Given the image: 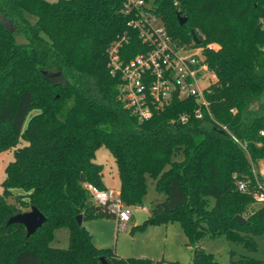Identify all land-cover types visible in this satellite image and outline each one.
<instances>
[{"label":"trees","instance_id":"obj_1","mask_svg":"<svg viewBox=\"0 0 264 264\" xmlns=\"http://www.w3.org/2000/svg\"><path fill=\"white\" fill-rule=\"evenodd\" d=\"M124 2L0 0V151L14 149L1 184L0 264H102L100 258L106 264H161L97 249L78 226L79 215L112 217L98 207L95 214L83 188L106 190L103 168L94 162L99 148L114 160L127 207L141 204L147 178L166 195L146 223H177L193 247L187 264H219L197 247L204 237L253 250L249 236L264 235V207L252 209L251 195L239 193L232 179L251 177L252 166L264 163V0H152L174 39L194 45V32L201 40L217 75L206 93L210 111L245 149L207 116L195 119L193 100H175L143 123L124 109L118 81L106 69L110 44L128 30ZM177 13L186 19L183 26ZM27 14L36 17L34 24ZM16 35L26 43H16ZM136 44L124 53L136 54ZM45 72L59 76L47 79ZM14 189L21 191L19 207L7 203ZM33 206L46 218L34 235L26 238L18 224L5 226ZM236 216L245 223L234 222ZM59 229L69 232L67 249L51 246Z\"/></svg>","mask_w":264,"mask_h":264},{"label":"built area","instance_id":"obj_2","mask_svg":"<svg viewBox=\"0 0 264 264\" xmlns=\"http://www.w3.org/2000/svg\"><path fill=\"white\" fill-rule=\"evenodd\" d=\"M123 13L129 17L128 30L118 35L107 50L106 69L110 78L118 81L117 99L139 123L146 122L153 112L164 111L173 101L193 100V116L203 120L207 116L231 140L245 149L226 126L217 123L206 99L217 75L206 63L203 48L186 45L174 39L166 30L160 17L154 12L152 0H125ZM137 44L136 54L124 50ZM182 115L179 122L185 124ZM263 135V133H261ZM239 193L251 195L253 204L264 207V168L252 166L251 177H232ZM92 202L111 215L117 229L124 231L131 219L128 207L119 192L100 190L84 184Z\"/></svg>","mask_w":264,"mask_h":264},{"label":"rangeland","instance_id":"obj_3","mask_svg":"<svg viewBox=\"0 0 264 264\" xmlns=\"http://www.w3.org/2000/svg\"><path fill=\"white\" fill-rule=\"evenodd\" d=\"M55 2L57 0H46ZM29 23L34 24L36 17L27 14ZM15 41L18 44H25L26 40L22 35H16ZM36 112L28 115L27 120ZM20 143L17 147H20ZM14 149L10 148L0 151V196L3 194L2 182L5 179V168L13 161ZM94 162L103 168V179L106 189L119 192V179L117 168L112 156L104 148H99L95 153ZM259 168H264V163L259 161ZM147 192L141 204L129 206L131 219L124 231L117 229L116 220L112 217L86 218L82 226L90 233L92 243L97 249H107L121 259L147 258L161 264L190 262L192 246L187 245V239L177 223L152 224L146 223L151 217L154 207L164 202L166 195L155 190V183L152 179L146 180ZM21 194L19 189L10 191L7 203L19 207L16 196ZM89 202H92L90 200ZM91 207V206H89ZM93 212L97 213V206L92 202ZM258 208L252 204V209ZM251 209V210H252ZM28 211V210H27ZM243 236V234H240ZM255 243V249L249 250L242 245L228 241L224 238H202L197 247L206 254L212 255L219 264H230L240 259L260 261L264 264V235L249 236ZM69 245V232L67 229H59L54 233L52 247L56 249H67Z\"/></svg>","mask_w":264,"mask_h":264},{"label":"water","instance_id":"obj_4","mask_svg":"<svg viewBox=\"0 0 264 264\" xmlns=\"http://www.w3.org/2000/svg\"><path fill=\"white\" fill-rule=\"evenodd\" d=\"M176 18H177L178 24L180 26H183L185 24L186 19L181 17L180 14L177 13ZM191 36H192L193 43L195 45H197V46L202 45L201 40H199L197 38V36L195 35L194 32H191ZM44 75L47 79H51V78L59 76V74H50L47 72H45ZM87 205L92 206V202H88ZM233 220H234V222L239 223V224L245 223V219H243L240 216L234 217ZM45 222H46L45 216L36 207L33 206L27 212L16 214V215L8 218L5 226H10V225H14V224H18V225L23 226L25 228V231H26V238H29L32 235H34L36 233V231L38 229H40L45 224ZM76 222H77L78 226H82V222H83L82 216H80V215L77 216ZM100 262L102 264H106V262L103 258H100Z\"/></svg>","mask_w":264,"mask_h":264},{"label":"crops","instance_id":"obj_5","mask_svg":"<svg viewBox=\"0 0 264 264\" xmlns=\"http://www.w3.org/2000/svg\"><path fill=\"white\" fill-rule=\"evenodd\" d=\"M104 183V182H103ZM105 185V184H104ZM105 188H106V186H105ZM52 245V244H51Z\"/></svg>","mask_w":264,"mask_h":264}]
</instances>
